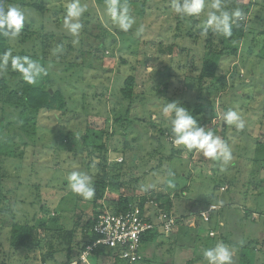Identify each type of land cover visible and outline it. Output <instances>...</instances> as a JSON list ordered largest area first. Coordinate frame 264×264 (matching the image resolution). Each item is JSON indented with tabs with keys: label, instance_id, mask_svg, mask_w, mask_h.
<instances>
[{
	"label": "rangeland",
	"instance_id": "1",
	"mask_svg": "<svg viewBox=\"0 0 264 264\" xmlns=\"http://www.w3.org/2000/svg\"><path fill=\"white\" fill-rule=\"evenodd\" d=\"M131 1L133 31L122 32L105 14V0H81L87 11L80 21L83 27L79 36L73 37L63 26L69 0H0V7L15 6L27 14L21 34L7 39L6 50L39 61L47 75L37 84L47 85L52 78L65 102L60 112L28 114L24 108L17 109L5 98L13 97L27 83L10 64L0 70V80L5 77L0 81V118L5 120L0 124L1 147L11 156L24 149L20 160L8 157L4 164L8 176L0 184V209L8 217H1L0 212L1 247L8 252L5 240L9 220L37 223L42 230L39 245L7 253L5 264H63L69 251L73 254L79 250L85 234L77 219L81 213L92 212L94 197L86 200L72 192L67 176L72 170L86 172L96 190L105 155L110 161L120 156L127 161L123 176H119L123 193L146 192L136 190L135 172L132 175L128 170L138 159L140 164L145 159L141 174L135 176L142 175L145 187L158 186L154 189L157 192L166 188L175 195L180 190L175 202L182 200L185 206L175 208L177 216L180 212L188 215L190 208L212 201L225 205L211 213L216 224L224 221L227 227L244 230L238 231L239 236L229 228V234L224 231L213 239L209 235L212 221L190 218L177 225V234L169 240L162 236L147 239L138 264H186L185 253L188 256L193 249L197 253L190 256L188 264H207L204 251L198 254V246L205 248L213 240L229 246L236 264L243 259L248 264H264V246H257L264 241V0H236L234 4L221 0L224 10L239 8L244 19L233 26L228 38L209 31L211 43L206 46L205 33H199V38L187 34L203 30L206 14L194 19L182 17L172 10V0ZM249 2L254 4L247 8ZM7 72H13L12 76ZM135 73L142 85L135 86V92L144 90L148 98L134 102L128 113L129 101L122 97L120 88L126 76ZM199 94L203 102L214 107L208 106L203 118L212 120V127L217 129L226 127L220 138L232 151L227 164L175 145L170 122L161 114L169 101H179L192 112ZM229 109L242 115L243 130L225 125L222 115ZM85 134L90 136L88 146L83 144ZM102 144L104 149L99 151L95 146ZM153 150L157 152L155 158L150 156ZM160 160L157 171H150ZM199 224L201 228H197ZM250 224L251 232L245 233ZM231 240L241 245L236 247ZM239 247L245 257H240ZM3 257L0 249V264ZM89 259L96 263L95 257Z\"/></svg>",
	"mask_w": 264,
	"mask_h": 264
},
{
	"label": "clouds",
	"instance_id": "2",
	"mask_svg": "<svg viewBox=\"0 0 264 264\" xmlns=\"http://www.w3.org/2000/svg\"><path fill=\"white\" fill-rule=\"evenodd\" d=\"M172 10L184 17L199 18L206 14L203 31L222 35L228 38L232 35L233 26L244 19L241 9L224 10L221 0H172ZM87 11V5L81 0H69L66 4V15L63 26L73 36L78 37L83 27L81 18ZM105 14L110 18L115 29L128 32L135 24L130 15L128 0H105ZM27 14L15 6L0 7V35L16 38L21 34ZM107 26V25H106ZM143 26H141L142 28ZM11 69L18 72L22 79L31 85L38 83L42 75H47V69L29 55H14L11 49L0 53V70ZM161 114L170 122L172 140L175 145H182L188 151L196 150L203 153L205 158L222 161L227 164L232 159V151L228 144L221 140L213 131L201 125L190 110L179 101H169L161 109ZM225 125H234L237 131L243 130L245 120L234 109L223 113ZM67 182L72 192L89 200L95 195L93 178L86 172L72 170L67 176ZM208 264H232V251L224 243L203 252Z\"/></svg>",
	"mask_w": 264,
	"mask_h": 264
},
{
	"label": "trees",
	"instance_id": "3",
	"mask_svg": "<svg viewBox=\"0 0 264 264\" xmlns=\"http://www.w3.org/2000/svg\"><path fill=\"white\" fill-rule=\"evenodd\" d=\"M129 1L132 2L131 0H129ZM142 1H143V4H145V2L147 0H142ZM223 1L226 3H233V4L235 2H237L236 0H223ZM161 2H164V0ZM252 3L253 2H249L247 5L248 6L247 8L251 7ZM168 9H170V8H168ZM189 18L194 19V17H189ZM129 31L132 32L133 30H129ZM252 31L253 30H249V32H252ZM201 32L204 33V31L200 29V30H198L197 34L192 33L190 31L187 34L190 37L194 36L196 38H199L200 35L198 36V34ZM262 33H264V32H262ZM192 34H193V36H192ZM32 36H33L34 40L37 38L34 34ZM8 38L9 37H5L3 35H0V53L4 52L7 49V45H6L7 42L6 41ZM210 39H211V37H209L208 33H207L204 46L211 43ZM54 40H56V39H54ZM159 45H160V42H159V44H157V46L159 47ZM167 48L169 50V53L172 54V51H173L172 44L170 46H168ZM144 51L146 52V50H144ZM249 53H251V49H249ZM150 63H152V62H150ZM208 69L210 70L211 67ZM12 73L13 72H7V76L11 77ZM203 77H204V74H203V76H201L200 81H199L201 84L200 85L201 88L203 87L202 86ZM3 80L5 81V77H4V79L2 78L0 80L1 83ZM51 82H53L52 78L51 79L49 78V82L47 81V85H45V83L36 84V85H31V84L27 83L26 85L23 86V88L20 91L13 94L12 95L13 97L5 98V101H8L9 104H12L17 109L24 108L28 112V114H30L31 112H33V113L34 112L35 113H38V112H46V113H48V112H60L65 107V102L63 101V96L60 93V91L56 90ZM152 82H151V85H152V87H154V84H153L154 82L153 83ZM124 83H125V85H124V87L120 88V92H121L122 97L129 101V108H128L129 112L128 113H130L132 110V105L134 104V102H136L137 100L138 101L139 100L144 101V99L148 98V96L144 95L145 94L144 90L142 92L140 91L141 92L140 94L143 93V95H140V94L135 92V86H138L139 88L142 86V85H140L141 83L139 82V76L137 73L130 74L129 76H126V78L124 79ZM144 83L145 82H143V84ZM50 89H52V92H50ZM201 91L202 90H200V92ZM208 106H211V108L213 107L211 104L203 102L201 94H199L197 99H196L195 107L193 108L191 114L194 115L197 118L198 122L201 125L205 126L206 129L213 131L219 137H224L225 132H226V127H222L220 129H217V128H215L216 126L212 127V120H210L208 118H203L202 115L206 112V109ZM4 123H5V120H2V118H0V124L4 125ZM24 134H27V136L30 135L28 133H24ZM67 136L69 137V134ZM83 139H84L83 144L88 146L89 145V139H90L89 134H85L83 136ZM24 143L28 144L26 141H24ZM95 147H97V149L99 151H102L104 149L103 144L99 145V146H95ZM55 150H57V149H55ZM153 151L154 152H152L150 154V156L155 158L157 152H156V150H153ZM124 152H126L125 149H123L122 153L124 154ZM12 153H13V156H11V154L9 155V153L6 154V152H4V150L2 149L1 143H0V184L2 183V180L6 176H8V173L6 172V170L4 168L5 167L4 164H6V162H7L6 159L8 157L9 158L15 157L16 159H13V160H20L24 155V149H21L19 151H15ZM171 155L172 154H170L168 157H171ZM122 157H123V160L119 162L116 159L110 161L109 156H107V155L103 156L102 159L103 160L105 159V162H102L103 165H101V168L99 169V172H100L99 175L100 176H99V178L97 177V180H96V190H95V195H94V201L92 204L93 210H92V212L81 213L77 219V226L80 227L81 231L84 232V234H85L83 237V240H82V245L80 244V242H78L80 244L79 250L73 254H71V252L69 251L67 254L66 262H64L63 264H71V262L73 261L71 259L73 257L76 256V258H78L79 254L85 249V247L89 243H91L97 239V235L90 233L89 230H90V228H92V226L94 225V223L97 220L98 209H96V206L100 207V201L105 196L106 192L109 193V195L107 197L108 208L113 213H119V212L127 211V210L131 209L135 204H139L143 208L145 206V202L148 200L147 193H151L150 198H155L158 202H160V207H162L169 215H172V217L176 219V221H177L176 226L178 224L182 223L183 221L188 220L190 218L200 217L204 221H208V222L212 221L214 224L213 225L214 227H216V228L219 227V222L216 224V222L213 221V217L211 216V213L215 212V211H221L223 208H225V205L216 204L212 201H209L208 203L205 204L206 207L204 206L203 208H200L196 213L192 214L191 216L187 215V213H183V212H182L183 214L180 212L179 216H177L173 211V206H172L171 201L173 200L175 202V200L177 199L176 197L179 194L178 192L180 190L175 191V195H174L173 193H170L171 191L170 192L167 191L168 193H166V192L160 193L157 191H153V189H146L145 184L141 183L142 175H141V177L135 176L136 174L137 175L141 174L142 171H140V169L145 164V163H143L145 161V159L142 162V164H140L141 161H139V159H138L136 164L133 165L132 167H130V169H128V170L131 171L132 175H134V172H135V175L133 177H135L134 179H136V180H134V182H135L134 185L136 186V190L137 189L142 190V188H143L146 190V192L143 193V195H140L137 193H135V194L123 193V191H122L123 182L120 180V177L123 176V171L125 168L124 165L127 161L125 160L124 156H122ZM155 163H156V161H155ZM155 163L152 164L150 171L156 170V168H159L161 166L160 165L161 160H160L159 164L156 165ZM144 173H146V172L144 171ZM135 186L131 185V187H135ZM168 189L171 190V188H169V187H168ZM184 189H185L184 187L181 188V190H184ZM112 193H117L119 195L117 197H113V196H111ZM178 200H180V199H178ZM226 204H228V203H226ZM211 205H216V208L209 211V218H208V220H205L202 216H200L199 212L201 210L209 209V207ZM0 212L2 213L1 217H8L6 212L2 211L1 209H0ZM7 223H9V227H8L9 231H8V236L6 237L5 241H6V246H8V249H7L8 252H6L5 251L6 249L2 248L1 244H0L1 252L4 253L2 264H5L7 261V256H6L7 253L11 254L13 252L16 253L20 250L21 251L22 250H24V251L25 250H31L32 248H35L36 245H39L40 240L42 239V234H41L42 230L37 225V223L28 222V223L21 224V223H18L16 221H13V220H9V221H7ZM148 232H150V231H148ZM148 232H146L145 234L142 235V239H141L142 242L146 241L147 239H150V238H147ZM194 233H193L192 237L195 236ZM169 237H172V235ZM69 250H71V249H69ZM91 256L95 257L96 260L101 258V263L106 261V260H102V258L105 259L106 257H108L110 260V259H112L111 257H113V258H115V263H112V264H125V262L123 260H121L120 258L117 257L114 249L103 246V245L98 246L96 248V250L91 254ZM27 258H28V256H27ZM4 259H6V260H4ZM24 259H26V257Z\"/></svg>",
	"mask_w": 264,
	"mask_h": 264
},
{
	"label": "built area",
	"instance_id": "4",
	"mask_svg": "<svg viewBox=\"0 0 264 264\" xmlns=\"http://www.w3.org/2000/svg\"><path fill=\"white\" fill-rule=\"evenodd\" d=\"M115 159L120 162L123 157ZM150 194L143 208L135 204L127 211L113 213L108 208L109 193L106 192L98 207L97 220L89 230L90 233L97 235V239L89 243L71 264H91L89 257L100 245L114 249L117 257L125 264H137L141 258L139 250L143 234L161 227L166 236H171L177 221L160 207V202L150 198ZM215 208L216 205H211L209 209L201 210L199 214L208 220L209 211Z\"/></svg>",
	"mask_w": 264,
	"mask_h": 264
},
{
	"label": "crops",
	"instance_id": "5",
	"mask_svg": "<svg viewBox=\"0 0 264 264\" xmlns=\"http://www.w3.org/2000/svg\"><path fill=\"white\" fill-rule=\"evenodd\" d=\"M160 184V183H159ZM163 186V185H162ZM164 187V186H163ZM146 189H153V191H154V189H158V186H153V185H148V186H146ZM164 189V190H163ZM162 190H161V188H159V190H158V192H160V193H165V192H167V191H169V190H167L166 188H163ZM142 190H144L143 188H142ZM157 191V190H156ZM172 202V206H173V211H174V213L176 214L177 212L175 211V208L177 207V206H179V207H183V205L185 206V204H183V202H182V200H180V202H178V203H176V202H174L173 200L171 201ZM200 208H203V206H200ZM200 208H197L198 210L200 209ZM197 209H189V210H192V212L190 213V214H188V215H192V214H194V213H196L195 211H197ZM255 213V212H254ZM179 214L180 213H178V216H179ZM230 213H228V215H229ZM194 218V217H193ZM222 219V218H221ZM253 220H256L255 218H252ZM204 223H208V221H204L203 219H201ZM195 223H197V220H196V222ZM214 225V224H213ZM227 225L228 224H225L224 223V221H219V227H218V229L216 228V227H211L210 229H209V235L211 236V237H213V239L214 238H216V236L218 235V233H223L224 231L225 232H227L228 234H229V232H231V231H229V228H231V230H233L234 232H236L237 231V234L240 236V234H239V232L238 231H240V233L242 232H244V230H243V228H241V229H237V228H235L234 226H228L227 227ZM202 226L199 224L198 226H197V228H201ZM251 224L249 225V226H246V232L245 233H247V232H251L250 231V229H251ZM178 227L176 226L175 228H174V231H173V233L171 234L172 235V237H174V235H176L177 233H176V229H177ZM182 231H183V229H181V230H179V232H178V237H179V235L181 236L182 235ZM213 232V233H212ZM191 235H193V233L191 234ZM194 235H195V233H194ZM147 238H150L152 241H154L155 239H156V237L157 236H162V238H164L165 240H169V239H171L172 237H169V236H166L165 234H164V232H163V230H162V228L161 227H159V228H156V229H154V230H152V231H150V232H148L147 233ZM231 242H232V244H236V245H234V246H236V247H238L239 245H241L238 241H234V240H231ZM144 243H145V241H143L142 242V244H141V247H140V250H139V252L141 251V248L143 247V245H144ZM218 242H216L215 240H213V243H212V245H209V244H205V248H203L202 246H198V254L200 253V251H204L205 249H207V248H211V247H214L216 244H217ZM257 246H260V247H262V246H264V241L262 240V241H260V244H258ZM256 247V246H255ZM170 248H172V247H169V248H166V249H170ZM239 248H241V247H239ZM263 248V247H262ZM241 250V252H240V257H245V252H244V249L242 250V248L240 249ZM197 253V251H195V249H193V250H189V255L187 256V254L188 253H185V257H184V259H185V263L186 264H188L190 261H191V258H190V256H192V255H195ZM199 256V255H198ZM76 258V256L75 257H73L71 260H74ZM112 259H110L109 260V258L108 257H106V259H104V260H106V261H104V264H108L107 262H110V264H112V263H115V258H113V257H111ZM204 258V257H203ZM242 259V258H241ZM103 260V259H102ZM140 261V260H139ZM138 261V262H139ZM235 258H234V256L232 255V264H236L235 263ZM90 263L91 264H94L92 261H91V259H90ZM249 263V261H247V260H245V259H243L242 260V263H240V264H248ZM95 264H103V262L101 263V258L100 259H97L96 260V263ZM138 264V263H137ZM208 264V263H207Z\"/></svg>",
	"mask_w": 264,
	"mask_h": 264
},
{
	"label": "water",
	"instance_id": "6",
	"mask_svg": "<svg viewBox=\"0 0 264 264\" xmlns=\"http://www.w3.org/2000/svg\"><path fill=\"white\" fill-rule=\"evenodd\" d=\"M50 92H52V89H50Z\"/></svg>",
	"mask_w": 264,
	"mask_h": 264
}]
</instances>
